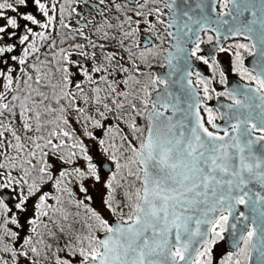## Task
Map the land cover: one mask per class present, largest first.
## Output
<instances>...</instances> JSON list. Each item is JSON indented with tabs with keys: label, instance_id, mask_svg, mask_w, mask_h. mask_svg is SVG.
Listing matches in <instances>:
<instances>
[{
	"label": "snow or ice",
	"instance_id": "snow-or-ice-1",
	"mask_svg": "<svg viewBox=\"0 0 264 264\" xmlns=\"http://www.w3.org/2000/svg\"><path fill=\"white\" fill-rule=\"evenodd\" d=\"M0 264H264V0H0Z\"/></svg>",
	"mask_w": 264,
	"mask_h": 264
},
{
	"label": "flooded vegetation",
	"instance_id": "flooded-vegetation-1",
	"mask_svg": "<svg viewBox=\"0 0 264 264\" xmlns=\"http://www.w3.org/2000/svg\"><path fill=\"white\" fill-rule=\"evenodd\" d=\"M205 46H208V45H205ZM204 46V47H205ZM221 59L222 60H224V59H227V57H225V56H222L221 57ZM202 65V64H201ZM202 67L204 68V70H205V75H209L210 73H209V70L207 69V67L206 66H204V65H202ZM229 78L232 80V79H238V78H236V77H233L232 75H231V73H229ZM214 103H215V100H213V101H211L210 102V104H212V105H214Z\"/></svg>",
	"mask_w": 264,
	"mask_h": 264
},
{
	"label": "water",
	"instance_id": "water-1",
	"mask_svg": "<svg viewBox=\"0 0 264 264\" xmlns=\"http://www.w3.org/2000/svg\"><path fill=\"white\" fill-rule=\"evenodd\" d=\"M204 48H205V51H206V52L210 50V46H205ZM197 67H198L203 73H205L204 68L202 67L201 64H199V62H197ZM235 80H236V79H232L233 82H235ZM215 103H216V101H215ZM215 103H214V105H215Z\"/></svg>",
	"mask_w": 264,
	"mask_h": 264
}]
</instances>
